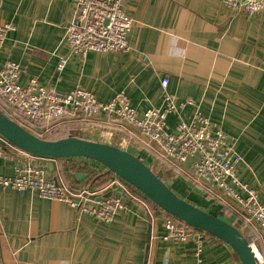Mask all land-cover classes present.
I'll use <instances>...</instances> for the list:
<instances>
[{
  "label": "crops",
  "instance_id": "0c3cea01",
  "mask_svg": "<svg viewBox=\"0 0 264 264\" xmlns=\"http://www.w3.org/2000/svg\"><path fill=\"white\" fill-rule=\"evenodd\" d=\"M133 20L129 53L90 52L82 59L65 42L71 0H0V25L11 31L0 56L21 65V84L37 78L58 95L75 88L103 102L124 92L139 115L163 103L161 82L178 104L168 118L174 130L196 111L212 130L237 139V171L264 205V12L233 13L222 0H122ZM67 59L59 69L60 61ZM53 136H77L122 148L145 162L181 198L232 223L257 239L264 258V235L218 190L200 185L190 165L156 157L142 134L117 118L97 116L61 121ZM27 160L53 165L73 191L85 188L96 199L109 195L112 173L86 159L33 160L11 152L0 160V175L11 177ZM78 174L79 178L76 177ZM129 201V200H128ZM130 209L109 223L29 190L0 187V264H241L232 248L205 232L203 251L193 242L156 241L164 233L159 208L129 201Z\"/></svg>",
  "mask_w": 264,
  "mask_h": 264
},
{
  "label": "built area",
  "instance_id": "2783aa9c",
  "mask_svg": "<svg viewBox=\"0 0 264 264\" xmlns=\"http://www.w3.org/2000/svg\"><path fill=\"white\" fill-rule=\"evenodd\" d=\"M71 1L73 13L65 32V42L71 54L84 59L90 52L119 54L133 51L128 37L134 24L122 7V0ZM222 2L235 14L251 16L264 12V0ZM13 30L11 24L0 25V56L4 52L6 38ZM66 62L67 59H62L59 69ZM22 72L21 65L14 61H6L0 69V111L30 133L44 138L61 121L97 116L117 118L138 130L156 157L180 165H190L200 185L218 190L245 213L248 221L254 222L264 235V205L257 192L239 179L237 168L243 160L235 148L237 139L221 130L213 131L210 118L199 111L189 121L181 118L174 130H169L168 118L177 113L178 104L167 90L169 81L166 78L161 82L162 106L149 108L139 115L124 92L118 93L108 102L98 100L93 93L82 88H75L61 96L39 84L37 78L21 84ZM21 119L22 124L19 123ZM11 152L37 161L59 160L23 152L0 136V160L8 161ZM53 176H57L58 181ZM112 176L109 186L119 190V195L112 191L97 200L96 192L88 188L73 191L62 183L59 173L49 176L47 167H39L32 160H27L15 168L13 176L0 175V187L18 192L29 190L40 198L65 203L78 212L109 224L118 214L129 211V201L143 206H147L150 201L114 174ZM158 210L164 233L152 237V240L193 242L196 245V256H200L205 232L190 227L160 208ZM246 237L259 263L264 264L256 244L257 239L252 235Z\"/></svg>",
  "mask_w": 264,
  "mask_h": 264
},
{
  "label": "water",
  "instance_id": "95a60500",
  "mask_svg": "<svg viewBox=\"0 0 264 264\" xmlns=\"http://www.w3.org/2000/svg\"><path fill=\"white\" fill-rule=\"evenodd\" d=\"M0 136L21 151L34 156L52 159L83 158L98 162L161 210L228 244L241 264H260L249 239L237 227L181 198L150 166L122 148L77 136L46 140L30 133L1 111ZM47 169L48 175L52 176L53 165ZM53 177L58 181L57 176ZM76 177L79 178L78 174Z\"/></svg>",
  "mask_w": 264,
  "mask_h": 264
},
{
  "label": "trees",
  "instance_id": "16d2710c",
  "mask_svg": "<svg viewBox=\"0 0 264 264\" xmlns=\"http://www.w3.org/2000/svg\"><path fill=\"white\" fill-rule=\"evenodd\" d=\"M1 112H2V110H1ZM53 129H54V128H53ZM53 129L48 133V134H50V137H51L52 139H48V138L46 139V138H45L46 140H59V139H62V138H67V137H69V136H64V137H61V138H56V137L53 136ZM48 134H47V135H48ZM156 207H157V206H156ZM213 215H215V214H213Z\"/></svg>",
  "mask_w": 264,
  "mask_h": 264
},
{
  "label": "rangeland",
  "instance_id": "374dc122",
  "mask_svg": "<svg viewBox=\"0 0 264 264\" xmlns=\"http://www.w3.org/2000/svg\"><path fill=\"white\" fill-rule=\"evenodd\" d=\"M18 119H20V118H18ZM19 123H21V124H22V123H23V120H22V119H21V120H19ZM45 138H46V139H47V138H48V139H52V138L50 137V134L46 135V136L44 137V139H45ZM151 152L154 154V152H153V151H151ZM154 155H156V154H154ZM73 159H74V160H76V159H81V158H73Z\"/></svg>",
  "mask_w": 264,
  "mask_h": 264
}]
</instances>
